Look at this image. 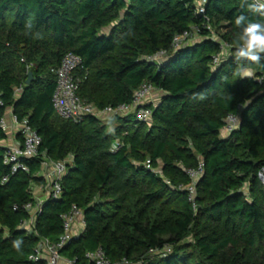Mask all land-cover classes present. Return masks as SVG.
I'll use <instances>...</instances> for the list:
<instances>
[{
    "label": "trees",
    "instance_id": "trees-1",
    "mask_svg": "<svg viewBox=\"0 0 264 264\" xmlns=\"http://www.w3.org/2000/svg\"><path fill=\"white\" fill-rule=\"evenodd\" d=\"M252 4L0 0V141L9 108L42 138L39 155L23 159L29 170L5 163L0 144V264H36L30 255L41 238L59 239L73 205L86 227L61 252L77 264H93L87 254L99 248L112 264H264V67L236 56V18L264 22ZM68 52L81 57L78 94L98 109L132 102L144 82L159 89L151 121L59 115L56 69ZM229 114L240 122L227 133ZM68 156L62 195L44 201L30 231L22 224L42 160ZM201 160L192 199L188 169Z\"/></svg>",
    "mask_w": 264,
    "mask_h": 264
},
{
    "label": "built area",
    "instance_id": "built-area-1",
    "mask_svg": "<svg viewBox=\"0 0 264 264\" xmlns=\"http://www.w3.org/2000/svg\"><path fill=\"white\" fill-rule=\"evenodd\" d=\"M257 4L264 3V0H255ZM208 0H198V7L201 12H205V4ZM191 33L189 31L176 35L174 44L176 47L189 40ZM228 46V44H226ZM165 51L150 56L151 59L159 60ZM221 55L216 57L219 62ZM81 57L73 52H68L58 69L57 85L53 96L55 108L59 115L64 118L77 120L85 115L94 114L97 116H118L134 113L139 120L151 121L153 109L148 106L153 103V98L158 97L160 90L154 85L144 82L139 89L135 91L134 99L130 103H123L118 106L109 105L104 109H98L93 103L85 100L78 94L80 79L74 75L75 69L80 65ZM156 103V102H155ZM154 103V104H155ZM3 104L0 97V106ZM240 122L239 114H229L226 118L225 131L232 132L238 127ZM1 126L9 133L7 139L0 141V144L7 147L4 161L12 166L13 170L22 167L29 170V166L23 162L24 158H32L39 155V147L42 141L41 136L36 129L30 124L29 119H20L11 108L1 119ZM121 141L118 139L114 144V149L119 148ZM72 156L61 160H53L44 157L41 162V169L38 172L43 177L42 183L33 184L34 199L26 204L31 215L29 219L23 222L22 226L30 231L34 230L38 212L42 204L49 197H60L63 191L62 179L69 170V163ZM204 172V163L201 160L197 168L188 169L192 178V183L188 186L191 198L196 197V183ZM259 177L264 184V167L259 171ZM7 178H4V181ZM64 232L59 239L54 241L49 238H41L35 251L30 258L36 261V264H77L74 259L65 257L61 249L85 227L86 220L84 210L77 205L63 214ZM93 264H112L106 257L104 251L99 248L94 252L87 254ZM121 264H131L124 260Z\"/></svg>",
    "mask_w": 264,
    "mask_h": 264
},
{
    "label": "clouds",
    "instance_id": "clouds-1",
    "mask_svg": "<svg viewBox=\"0 0 264 264\" xmlns=\"http://www.w3.org/2000/svg\"><path fill=\"white\" fill-rule=\"evenodd\" d=\"M249 8L254 12H259L264 15V3L249 5ZM246 17L241 15L235 20V24L241 27L242 30L237 34V59L247 60L257 66L264 67L261 64V53H264V22H247ZM243 75L251 76L252 71L247 70ZM19 247V243L15 245Z\"/></svg>",
    "mask_w": 264,
    "mask_h": 264
},
{
    "label": "rangeland",
    "instance_id": "rangeland-1",
    "mask_svg": "<svg viewBox=\"0 0 264 264\" xmlns=\"http://www.w3.org/2000/svg\"><path fill=\"white\" fill-rule=\"evenodd\" d=\"M158 99H159V97H154L152 102L155 103V102H157ZM102 118L104 120L108 121L112 127H114V125L116 123V120L114 119L115 118L114 116H102Z\"/></svg>",
    "mask_w": 264,
    "mask_h": 264
},
{
    "label": "water",
    "instance_id": "water-1",
    "mask_svg": "<svg viewBox=\"0 0 264 264\" xmlns=\"http://www.w3.org/2000/svg\"><path fill=\"white\" fill-rule=\"evenodd\" d=\"M33 79H34V73H33V71H30V72H29V76H28V78L26 79V83H27V84H30V83L33 81Z\"/></svg>",
    "mask_w": 264,
    "mask_h": 264
},
{
    "label": "crops",
    "instance_id": "crops-1",
    "mask_svg": "<svg viewBox=\"0 0 264 264\" xmlns=\"http://www.w3.org/2000/svg\"><path fill=\"white\" fill-rule=\"evenodd\" d=\"M225 132V131H224Z\"/></svg>",
    "mask_w": 264,
    "mask_h": 264
}]
</instances>
